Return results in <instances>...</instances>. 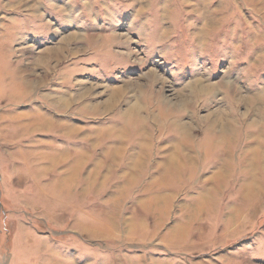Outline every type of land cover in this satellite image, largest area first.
<instances>
[{"label": "rangeland", "instance_id": "obj_1", "mask_svg": "<svg viewBox=\"0 0 264 264\" xmlns=\"http://www.w3.org/2000/svg\"><path fill=\"white\" fill-rule=\"evenodd\" d=\"M0 264H264V0H0Z\"/></svg>", "mask_w": 264, "mask_h": 264}, {"label": "bare ground", "instance_id": "obj_2", "mask_svg": "<svg viewBox=\"0 0 264 264\" xmlns=\"http://www.w3.org/2000/svg\"><path fill=\"white\" fill-rule=\"evenodd\" d=\"M70 12V11H69ZM73 40H77V42H78V39L76 38V36L75 35H72V36H69V37H64V38H62L61 39V41H60V43H59V47H57V48H55V49H48V50H46V51H44L43 53H41L40 54V56L38 57V58H36V59H34L33 60V63H32V65H33V68L34 69H42V74H40V75H42V77H39V76H34V75H32V77L34 78V79H36L37 81L36 82H34L33 81V83L36 85L37 84V86L39 85V84H41L42 82H44V81H46V79H47V77H49V74H48V70H50L49 69V66H50V64L48 63L49 61H53L54 62V64L56 63H60L59 61L62 59V58H64V56L66 55V54H72V55H75V54H77L79 51H71V50H69L68 48H67V46H68V44H71V41H73ZM81 40V39H80ZM90 40V42L92 41V40H94L93 38H91V39H89ZM89 42V41H88ZM76 43V42H75ZM74 43V44H75ZM74 48V47H73ZM79 53H81V52H79ZM52 72V71H51ZM154 74L151 72L150 74H149V78H150V82H156V80L157 79H155V77L153 76ZM21 77V76H20ZM31 77V78H32ZM21 80V79H20ZM27 84H29V83H27L26 81L24 82V87L26 88L27 87V90L29 89V86H27ZM31 85V84H30ZM32 86V85H31ZM30 86V87H31ZM197 88H194V87H192V89H190L191 90V93L192 92H194V90L195 89H197L196 90V92H206V93H208V92H211L212 91V89L213 88H215V85H209V86H201L200 85V83H198L197 85ZM125 87V86H124ZM137 87V86H136ZM122 88V87H121ZM191 88V87H190ZM195 92V93H196ZM124 93V91H122V89H112V91H111V101H113L114 103H116L115 101H114V99L117 97V96H120V95H122ZM188 95V94H187ZM183 96V95H182ZM190 96H191V94H190ZM197 96V95H196ZM182 98V100L181 101H179V104H180V107L181 106H183V108L186 106V105H190V104H188L187 103V99L185 98H183V97H181ZM64 99V98H63ZM63 99L61 98V100H59L60 102H64L63 101ZM117 99V98H116ZM110 100H109V102H110ZM179 100H180V98H179ZM189 100V99H188ZM193 101V100H192ZM70 102V101H69ZM59 103V102H58ZM65 104V106L64 105H62V107L64 106V107H67L66 106V103H64ZM112 106V105H111ZM110 106V107H111ZM173 106V105H172ZM109 106H106V109H108V108H110ZM115 107V106H114ZM134 107V106H133ZM182 108V107H181ZM138 110V109H137ZM130 113V112H129ZM133 114H134V112H133ZM225 114V113H224ZM136 115V114H135ZM226 115V114H225ZM131 116V115H130ZM221 116H219V118H220ZM218 119V118H217ZM224 119V118H223ZM223 119H221L222 121H223ZM220 120V119H219ZM220 120V121H221ZM206 121H208V120H206ZM225 121V120H224ZM217 122V121H216ZM228 122V121H227ZM229 123V122H228ZM215 125V124H214ZM231 128V127H230ZM66 129H68V128H66ZM185 129V128H184ZM227 129V128H226ZM66 131V130H65ZM69 131V130H68ZM227 131H228V129H227ZM224 140V139H223ZM222 141V140H221ZM223 142V141H222ZM145 144V143H144ZM148 145V144H147ZM147 147V146H146ZM150 147V146H149ZM175 148V147H174ZM107 152V151H106ZM117 151H115L114 153H116ZM114 153H113V155H114ZM118 153V152H117ZM144 152H142V153H139V152H136V155L135 154H131V156H130V158L132 159V158H137V161L135 160L134 162H130V163H128V165H126L128 168H131V169H136V170H142V169H144L145 168V166H146V164H145V157L147 156L146 154H143ZM185 153V152H184ZM59 154V153H58ZM104 154V153H103ZM107 153H105L104 155H106ZM120 155H122V154H120L119 153V156ZM133 155H135V157H133ZM171 155V154H170ZM193 155V154H192ZM58 157V156H57ZM117 156H112L111 155V158L114 160L115 158H116ZM194 157V156H193ZM60 158V157H59ZM84 158V157H83ZM188 158V157H187ZM187 158H185V160L187 159ZM53 159V158H52ZM56 159V158H55ZM60 159H62V157L60 158ZM188 159H190V156H189V158ZM187 159V160H188ZM191 160V159H190ZM175 161V160H174ZM191 161H193V160H191ZM170 162V161H169ZM190 163V162H189ZM76 164V163H75ZM96 164V163H95ZM162 164V163H161ZM165 164H167V163H165ZM101 165V164H100ZM95 168H97L98 167V165L96 164L95 166H94ZM108 167H109V165H108ZM111 167V166H110ZM163 169V168H162Z\"/></svg>", "mask_w": 264, "mask_h": 264}]
</instances>
